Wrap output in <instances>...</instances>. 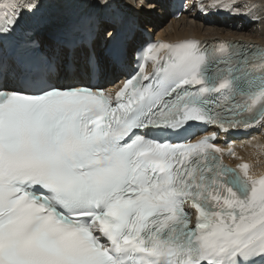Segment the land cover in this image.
I'll list each match as a JSON object with an SVG mask.
<instances>
[{"label":"snow or ice","instance_id":"obj_1","mask_svg":"<svg viewBox=\"0 0 264 264\" xmlns=\"http://www.w3.org/2000/svg\"><path fill=\"white\" fill-rule=\"evenodd\" d=\"M62 2L87 10L85 33L71 30L37 62L0 57V264H264V174L214 143L217 131L158 138L180 136L189 122L220 132L264 127V47L161 41L142 50L138 71L114 92L60 82L72 70L62 53L87 48L96 70L102 19L120 61L128 7ZM42 7L0 0V41ZM225 155L240 162L229 167Z\"/></svg>","mask_w":264,"mask_h":264},{"label":"bare ground","instance_id":"obj_2","mask_svg":"<svg viewBox=\"0 0 264 264\" xmlns=\"http://www.w3.org/2000/svg\"><path fill=\"white\" fill-rule=\"evenodd\" d=\"M161 1V3L163 4V0H159ZM196 3V13H198V15L200 16H207L205 15L206 12V8H205V4L206 1H209V3H211V0H194ZM123 2L128 5V7L124 10L123 12V18L122 19H132V17L130 16L135 15L136 11L134 10V2L133 0H123ZM190 2H193V0H188L186 2V5L190 4ZM158 3V0H157ZM194 3V2H193ZM232 3L234 5V7H232L231 9H221V8H212V13L213 15L217 18V19H223V17L229 12V11H234L237 12L236 10V6L237 4L239 5H243V4H248L247 7V11L248 9H250L249 14L244 13V19L249 20L248 23H244L242 21L237 22V18L232 21L231 24L236 25L237 27L242 28L243 26H246L247 24L253 23L254 22V18L255 16V10H259L258 12H264V0H232ZM151 9L148 11H152L153 7L156 6V3H151ZM204 5V8L202 9L200 6ZM145 6V5H144ZM193 7V6H192ZM195 8V7H194ZM79 9V14L77 15L75 12L76 10ZM245 10V9H244ZM188 11V8L186 10V12ZM257 11H256V15H257ZM71 13L73 15H77V17L75 19H80L81 23L83 25H81V27L78 29L80 33H82L84 31V28H89L90 27V22L87 19V10L84 8H81L75 4H73V7L71 9ZM153 12H149V15H146V13L144 12L143 14H141L140 18H135L134 21L140 22V24L145 23L146 21H149V18H152ZM264 14V13H263ZM137 19V20H136ZM158 19L160 20H164L166 23L169 18L167 17V12H157V17L155 16L153 20H155L154 24H157ZM209 19L210 16H209ZM103 20V19H102ZM100 20V22L102 21ZM183 20V21H182ZM213 20V19H212ZM170 21V20H169ZM180 21L184 22V24H182V27L179 28L180 31H175L173 33L163 36L165 37V40L168 42H171L172 40H176V39H189V38H197L199 40H203L206 37H211L209 35V33L213 34V38H208V39H212L211 41L214 40H218L219 38L222 37H226L229 36L230 38H234V36L236 37H240V38H245V39H249L251 37L249 36H245L243 35L244 32V28L242 30V32H239V29H217L216 28H210V22L208 25L204 26V22H203V18L199 17L196 21L191 20L190 18H186V15H184L183 17H181L179 20L177 21H171L172 24H178ZM181 23V22H180ZM230 22H226V23H221V25H226ZM170 25L173 27V25ZM122 26V23L120 24ZM201 26H204V29L201 28ZM231 26V25H230ZM236 27V28H237ZM152 27L150 26L149 29H151ZM233 28V27H232ZM235 30V31H233ZM157 31H162L161 29H157ZM215 31H219L215 34ZM213 32V33H212ZM119 33H122V29L119 31ZM217 36V37H215ZM207 39V38H206ZM260 44H264V40H260L259 41ZM259 44V45H260ZM109 66V65H108ZM233 149L236 153V157H240L242 158L243 162L249 163L252 166V173L255 175H261L264 174V127L262 126H254L251 129H249V135L243 137L240 140H233ZM236 157H229L226 158V160L229 162V164L231 166H234L237 162H240V160H238Z\"/></svg>","mask_w":264,"mask_h":264},{"label":"rangeland","instance_id":"obj_3","mask_svg":"<svg viewBox=\"0 0 264 264\" xmlns=\"http://www.w3.org/2000/svg\"><path fill=\"white\" fill-rule=\"evenodd\" d=\"M193 2L195 3V1L193 0ZM193 2H191L192 3V5L194 6V3ZM141 3H143V7H142V9H148V10H150L151 9V4H149L148 3V0H147V2H144V0H134V5H135V7L136 8H138V9H141ZM205 4V3H204ZM145 5V6H144ZM195 5H196V3H195ZM247 5V6H246ZM247 7H248V4H243V5H239V4H237V6H236V9L237 10H240V11H244V13H246V11H247ZM155 9H156V6H155ZM188 9H189V7H188ZM196 9V8H195ZM194 9V10H195ZM245 9V10H244ZM153 10H154V7H153ZM249 11H250V9L247 11V14H249ZM256 11L257 10H255V18H254V22L253 23H250V24H247L246 26H243L242 28H240V27H237L236 25H234V24H231V23H228V24H226V25H221L220 26V24H215V25H211L210 24V28H216L217 27V29H238V28H240L239 29V32L241 31L242 32V30H243V28H244V30H243V32H244V34L243 35H245V36H249V37H251V40L252 41H255V42H257L258 44H260L259 43V41L260 40H264V12L262 13L261 11L260 12H258L257 11V15H256ZM188 12V11H187ZM205 15H207L206 17H208L209 18V13H208V11H207V9H206V12H205ZM216 18V17H215ZM217 19V18H216ZM160 21V19H158V21H157V24H158V22ZM172 20H170V24L168 25V22H169V20L167 21V27H169L171 24H172V22H171ZM183 21V20H182ZM182 21H180L178 24H172L173 25V28H175V29H179V28H181L182 27V24H184L185 23V21L184 22H182ZM210 21H212V19H209V21H207V22H204V26H206V25H208L209 24V22ZM242 21V20H241ZM243 22V21H242ZM206 24V25H205ZM231 25V26H230ZM204 26H201V28H203L204 29ZM233 27V28H232ZM237 27V28H236ZM163 30H164V28H163ZM162 30V31H163ZM175 31V30H174ZM173 31V32H174ZM177 31V30H176ZM233 31H235V30H233ZM172 32V33H173ZM217 32H219V31H215V34L217 33ZM236 32V31H235ZM213 33V32H212ZM168 34H170V33H168ZM209 35L210 36H212L213 34H211V33H209Z\"/></svg>","mask_w":264,"mask_h":264}]
</instances>
